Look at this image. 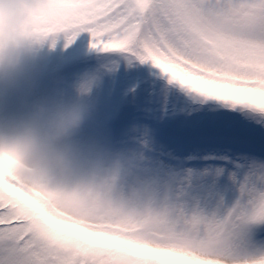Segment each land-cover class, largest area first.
Masks as SVG:
<instances>
[{
	"label": "snow or ice",
	"instance_id": "6c2138e0",
	"mask_svg": "<svg viewBox=\"0 0 264 264\" xmlns=\"http://www.w3.org/2000/svg\"><path fill=\"white\" fill-rule=\"evenodd\" d=\"M44 6L61 24L65 47L86 33L91 49L150 62L170 83L264 126V0H47ZM239 159L228 177L236 192L231 204L218 185L223 169L197 179L191 172L183 178L153 172L167 199L154 231L129 235L57 221L82 233L87 247L53 239L41 222L0 198V264H264V155Z\"/></svg>",
	"mask_w": 264,
	"mask_h": 264
},
{
	"label": "clouds",
	"instance_id": "9594fccd",
	"mask_svg": "<svg viewBox=\"0 0 264 264\" xmlns=\"http://www.w3.org/2000/svg\"><path fill=\"white\" fill-rule=\"evenodd\" d=\"M46 3L0 0V96H25L19 108L0 112V198L74 246L88 240L57 221L129 235L154 231L167 199L147 157L96 150L78 139L93 111L95 79L84 78L72 95L55 87L58 80L48 95L36 94L45 62L65 47Z\"/></svg>",
	"mask_w": 264,
	"mask_h": 264
},
{
	"label": "rangeland",
	"instance_id": "374dc122",
	"mask_svg": "<svg viewBox=\"0 0 264 264\" xmlns=\"http://www.w3.org/2000/svg\"><path fill=\"white\" fill-rule=\"evenodd\" d=\"M43 71L37 95H48L57 80L55 87L72 95L84 78L95 79L89 97L93 111L78 138L82 145L139 153L162 176L181 178L187 171L213 174L223 169L219 188L226 204L236 196L228 177L237 171L239 158L264 155V126L243 111L170 83L150 62L91 49L86 33L68 47L58 45ZM24 99L0 96V112L19 108ZM259 235L264 238V231Z\"/></svg>",
	"mask_w": 264,
	"mask_h": 264
},
{
	"label": "bare ground",
	"instance_id": "6f19581e",
	"mask_svg": "<svg viewBox=\"0 0 264 264\" xmlns=\"http://www.w3.org/2000/svg\"><path fill=\"white\" fill-rule=\"evenodd\" d=\"M189 172H191V171H189ZM188 171L187 172H185V174L181 177V178H183L185 175H187L188 173H189ZM192 174H193V178L194 179H197V178H199L201 175H204V174H208V175H211V173H201V174H197V172H191ZM222 177V176H221ZM221 177H219L218 178V185H219V187H220V185H222V178Z\"/></svg>",
	"mask_w": 264,
	"mask_h": 264
}]
</instances>
